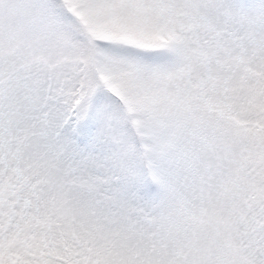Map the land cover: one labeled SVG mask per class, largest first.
I'll return each instance as SVG.
<instances>
[{"label": "snow or ice", "instance_id": "obj_1", "mask_svg": "<svg viewBox=\"0 0 264 264\" xmlns=\"http://www.w3.org/2000/svg\"><path fill=\"white\" fill-rule=\"evenodd\" d=\"M0 264H264V0H0Z\"/></svg>", "mask_w": 264, "mask_h": 264}]
</instances>
